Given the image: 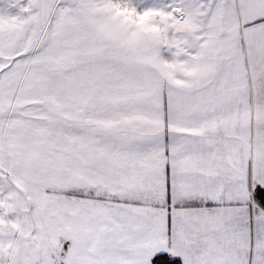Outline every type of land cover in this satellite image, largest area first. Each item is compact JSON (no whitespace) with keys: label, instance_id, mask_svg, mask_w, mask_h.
<instances>
[{"label":"snow or ice","instance_id":"snow-or-ice-1","mask_svg":"<svg viewBox=\"0 0 264 264\" xmlns=\"http://www.w3.org/2000/svg\"><path fill=\"white\" fill-rule=\"evenodd\" d=\"M0 264H264V0H0Z\"/></svg>","mask_w":264,"mask_h":264}]
</instances>
